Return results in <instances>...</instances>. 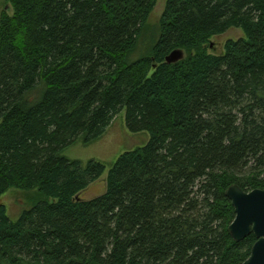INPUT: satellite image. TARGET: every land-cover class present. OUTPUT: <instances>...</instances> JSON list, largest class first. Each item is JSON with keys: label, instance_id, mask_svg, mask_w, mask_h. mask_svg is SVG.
Instances as JSON below:
<instances>
[{"label": "trees", "instance_id": "obj_1", "mask_svg": "<svg viewBox=\"0 0 264 264\" xmlns=\"http://www.w3.org/2000/svg\"><path fill=\"white\" fill-rule=\"evenodd\" d=\"M0 18V264H241L229 187L264 190V0H167L149 54L130 57L158 0H5ZM241 29L221 56L213 37ZM185 57L166 59L175 51ZM126 109L150 141L106 167L64 157ZM51 200V201H50Z\"/></svg>", "mask_w": 264, "mask_h": 264}, {"label": "rangeland", "instance_id": "obj_2", "mask_svg": "<svg viewBox=\"0 0 264 264\" xmlns=\"http://www.w3.org/2000/svg\"><path fill=\"white\" fill-rule=\"evenodd\" d=\"M166 1L158 0V5L149 21V27L141 39L139 47L130 57L131 61H137L149 54L153 43L157 39L159 20L164 11ZM4 13L12 15V7L5 0H0V18ZM240 39H246L244 32L241 29H231L223 35L213 37L205 47L209 54L221 56L224 55L225 44L229 40L238 41ZM149 141L150 134L148 132L133 133L128 129L126 109H123L99 139L85 144L81 138L77 143L66 148L62 155L69 160L80 161L84 166L94 160L106 167L105 174L84 190L79 196L80 199L91 201L103 196L106 193L108 173L118 158L126 152L145 147ZM38 199L37 191L27 192L12 189L0 198V204L6 206L10 220L16 222L22 212L31 208Z\"/></svg>", "mask_w": 264, "mask_h": 264}, {"label": "water", "instance_id": "obj_3", "mask_svg": "<svg viewBox=\"0 0 264 264\" xmlns=\"http://www.w3.org/2000/svg\"><path fill=\"white\" fill-rule=\"evenodd\" d=\"M183 59L184 52L178 50L168 56L166 62L174 64ZM225 194L236 213L235 220L229 226L233 240L240 243L251 234L257 238L250 257L241 264H264V190L246 192L234 184Z\"/></svg>", "mask_w": 264, "mask_h": 264}]
</instances>
